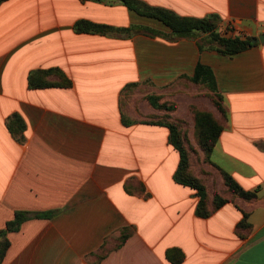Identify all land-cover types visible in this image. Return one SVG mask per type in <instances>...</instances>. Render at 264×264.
<instances>
[{
    "label": "crops",
    "instance_id": "0c3cea01",
    "mask_svg": "<svg viewBox=\"0 0 264 264\" xmlns=\"http://www.w3.org/2000/svg\"><path fill=\"white\" fill-rule=\"evenodd\" d=\"M142 1L213 16L225 37L235 22L236 36L256 41L222 54L204 34L172 37L119 0L0 4V229L16 211L29 215L7 234L2 264H264V0ZM80 19L156 34L76 32ZM197 63L211 68L226 114L209 158L212 189L228 201L207 217L195 213V189L174 181L179 153L168 128L121 107L127 84L172 95ZM49 68L70 84L28 86L30 72ZM14 113L26 125L21 141L6 126ZM223 173L254 196L226 191ZM174 249L179 263L177 252L167 256Z\"/></svg>",
    "mask_w": 264,
    "mask_h": 264
},
{
    "label": "trees",
    "instance_id": "16d2710c",
    "mask_svg": "<svg viewBox=\"0 0 264 264\" xmlns=\"http://www.w3.org/2000/svg\"><path fill=\"white\" fill-rule=\"evenodd\" d=\"M5 0H0V4ZM127 8L134 11L138 15L152 17L161 21L169 30V34L172 37H191L196 34L202 33L207 35V39L210 42L218 44L216 48L218 52L226 55H233L244 51L252 46L251 38H239V37H225L221 36L216 30V18L204 17L196 18L191 16H182L174 11L158 6H152L147 4L142 0H119ZM73 29L76 32L83 33H106L109 31H130V30H141L146 33L156 34V31L150 27L143 25H130L126 28H116L114 26L96 23L85 19L76 20L73 24ZM56 75L59 77V81H49V75ZM190 80L195 83H206L212 89L215 90L214 75L211 68L202 63H197L193 75ZM28 86L31 88H43L54 85L67 86L70 81L64 76V74L57 68L49 69H38L29 73L27 77ZM137 86L136 83L127 84L124 88L125 90L129 87ZM124 90V91H125ZM149 99L154 107H161L157 97L150 96ZM156 124L164 125L169 130V142L174 146V148L179 153V162L177 168L174 172V181L182 185L189 186L196 191L198 196V202L195 208V213L200 217L209 216L214 210H216L223 203L228 201L227 198L222 197L218 193H214L211 196L208 193L205 183L202 179L195 176L189 167V150L185 136L181 132V127L179 122H162V121H145ZM195 124L198 133V145L203 150L205 156H209L212 148L218 140L220 132L223 128L222 124L216 123L208 117L207 114L202 112H197L195 117ZM6 126L11 135L16 139L21 141L23 139V131L26 127L24 120L18 113L12 114L8 119ZM223 179L225 185L228 187L229 191L236 194L242 198L249 199L254 196L253 192L244 190L228 173H223ZM35 216H40L41 214H34ZM29 217L26 211H16L11 220L7 221L5 227L0 229V264L9 246V240L7 234L10 231H16L19 229L21 223ZM249 223L246 221V214L244 218L237 224L236 231L241 236L244 230H248ZM125 237V236H124ZM172 252H177L175 263H179L183 255L178 250H170L167 253L168 258L172 259Z\"/></svg>",
    "mask_w": 264,
    "mask_h": 264
},
{
    "label": "rangeland",
    "instance_id": "374dc122",
    "mask_svg": "<svg viewBox=\"0 0 264 264\" xmlns=\"http://www.w3.org/2000/svg\"><path fill=\"white\" fill-rule=\"evenodd\" d=\"M205 37L207 35L204 34ZM178 90L172 95H167L166 93L161 95L148 92L147 87H129L122 93L121 97V107L124 116L141 121L179 122L180 130L185 136L189 150L190 170L195 176L202 179L211 196L215 192L221 195L218 190L212 189L214 185L216 187L218 185L211 171L210 158L205 156L198 145L195 117L197 112H202L216 123L222 124L226 117L222 98L220 94L206 83L191 81L183 86L180 92ZM150 96L157 97L156 100L161 107H154L149 99ZM225 187L226 191L230 192L226 185Z\"/></svg>",
    "mask_w": 264,
    "mask_h": 264
},
{
    "label": "built area",
    "instance_id": "2783aa9c",
    "mask_svg": "<svg viewBox=\"0 0 264 264\" xmlns=\"http://www.w3.org/2000/svg\"><path fill=\"white\" fill-rule=\"evenodd\" d=\"M227 28L230 30V37H238L236 35L242 34L243 30L235 22L228 23Z\"/></svg>",
    "mask_w": 264,
    "mask_h": 264
},
{
    "label": "water",
    "instance_id": "95a60500",
    "mask_svg": "<svg viewBox=\"0 0 264 264\" xmlns=\"http://www.w3.org/2000/svg\"><path fill=\"white\" fill-rule=\"evenodd\" d=\"M258 38H259L260 40H262V38H264V35H260ZM255 41H256V39H252V40H251V43L254 44Z\"/></svg>",
    "mask_w": 264,
    "mask_h": 264
}]
</instances>
